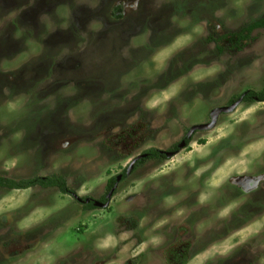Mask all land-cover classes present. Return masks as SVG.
I'll list each match as a JSON object with an SVG mask.
<instances>
[{
	"label": "rangeland",
	"instance_id": "obj_1",
	"mask_svg": "<svg viewBox=\"0 0 264 264\" xmlns=\"http://www.w3.org/2000/svg\"><path fill=\"white\" fill-rule=\"evenodd\" d=\"M262 18L264 0H0V176L110 196L0 188V264H264V102L187 136L264 88V28L221 40ZM152 149L171 156L136 167Z\"/></svg>",
	"mask_w": 264,
	"mask_h": 264
},
{
	"label": "trees",
	"instance_id": "obj_2",
	"mask_svg": "<svg viewBox=\"0 0 264 264\" xmlns=\"http://www.w3.org/2000/svg\"><path fill=\"white\" fill-rule=\"evenodd\" d=\"M264 28V18L257 20L253 24L245 27L238 33H233L228 36L221 37V40L227 39L230 42L231 49H241L242 45L245 41H247L250 37V34L253 30ZM243 97V101L245 102H264V88L259 92L247 91L242 94L239 98ZM238 98V100H239ZM146 157L143 160L138 161L136 167L143 164V162L147 160H165L166 155L158 150H149L146 153ZM116 179H112L109 182L108 189L111 190L114 186ZM42 188V189H58L61 193L70 195L75 197L81 203H85L89 198H77V194L74 190H72L66 179L60 175H52L46 177H34L31 179L25 180H13L7 177L0 176V188L7 190H27L31 188ZM108 200L106 197L102 198L99 203H106ZM95 205L93 201L89 203L86 202L84 204V209H95ZM174 264H187V256L186 253H174L173 260Z\"/></svg>",
	"mask_w": 264,
	"mask_h": 264
},
{
	"label": "water",
	"instance_id": "obj_3",
	"mask_svg": "<svg viewBox=\"0 0 264 264\" xmlns=\"http://www.w3.org/2000/svg\"><path fill=\"white\" fill-rule=\"evenodd\" d=\"M243 102V97H241L239 100H237L234 104H232L231 106H229V107H225V108H220V109H217V110H214L212 113H211V119H212V122L209 124V125H205V126H196V127H194V128H192L191 129V131H189V133H188V138L189 137H191V134L194 132V131H196V130H206V129H210V128H212L214 125H215V123H216V121H217V118H218V116L221 114V113H231V112H233L236 108H237V106H239L241 103ZM183 145H184V143H183ZM165 155H166V157H169V156H171V154H168V153H164ZM145 157V156H144ZM134 164H135V161L131 164V167H130V169H132L133 167H134ZM130 171V170H129ZM119 180H120V177L117 179V183L119 182ZM112 193V192H111ZM109 197L110 196H108V201H109ZM107 204V203H106ZM105 204V205H106ZM94 205L97 207V206H100L101 205V203H99V202H95L94 203Z\"/></svg>",
	"mask_w": 264,
	"mask_h": 264
},
{
	"label": "flooded vegetation",
	"instance_id": "obj_4",
	"mask_svg": "<svg viewBox=\"0 0 264 264\" xmlns=\"http://www.w3.org/2000/svg\"><path fill=\"white\" fill-rule=\"evenodd\" d=\"M178 146H176L175 148H173L171 151L172 152H176V151H178V148H177ZM145 157H146V154H145ZM94 202V201H93ZM103 204V203H102Z\"/></svg>",
	"mask_w": 264,
	"mask_h": 264
}]
</instances>
